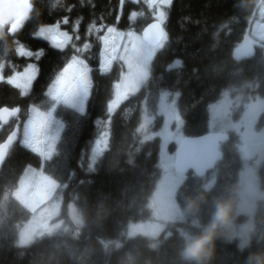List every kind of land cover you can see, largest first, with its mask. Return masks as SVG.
Segmentation results:
<instances>
[{
    "label": "trees",
    "instance_id": "16d2710c",
    "mask_svg": "<svg viewBox=\"0 0 264 264\" xmlns=\"http://www.w3.org/2000/svg\"><path fill=\"white\" fill-rule=\"evenodd\" d=\"M146 2L137 0V14L149 8ZM257 6L250 0H174L165 24L168 42L152 62L148 84L109 116L107 105L124 66L117 60L110 72L99 71L104 52L102 37L109 27L121 33L134 29L142 36V30L154 20L144 25L119 22L120 0H33V10L23 26L14 35L9 34L6 41H0V65H6L5 76L15 69L12 66L27 61L26 56L17 53L20 45L43 50L36 59L41 72L31 93L22 96L7 79L0 81V108L20 107L23 118L17 123L19 140L10 146L0 172V264H197L184 259L182 252L192 238L204 233L218 203L230 202L235 219L238 191L236 184L229 183L241 163H230L225 154L216 164L218 181L212 189L204 188L202 176L187 179L177 195L183 218L169 224L170 236L162 234L156 240L127 237L131 223L150 215V200L161 174L159 139H148L141 130L142 105L146 100L155 114L162 92L179 93L185 135L199 136L210 133V106L225 89L264 97V50L258 48L243 60L234 56ZM57 23L77 37L62 53L34 35L39 28ZM93 25L95 28L89 31ZM84 43L90 44V54L82 57L94 75L86 114L80 116L64 106L55 110L54 115L64 122L61 147L45 162L53 179L59 185L67 184L64 205L75 200L84 223L79 231L72 226L63 233L21 246L19 229L31 213L15 199L14 191L28 166L42 165L41 155L23 145L22 126L30 106H42L44 111L51 108L50 101L38 96L42 91L47 94L53 77L76 54V46L80 49ZM127 45L131 46L130 42ZM176 60L182 64L171 68ZM157 119L161 121V117ZM13 127L0 132V143ZM105 132L110 137L108 149L90 169L91 149ZM193 201L198 204L194 210L190 209ZM258 218V229L245 247L233 238L230 227L222 229L213 241L212 255L203 264H264V211Z\"/></svg>",
    "mask_w": 264,
    "mask_h": 264
},
{
    "label": "rangeland",
    "instance_id": "374dc122",
    "mask_svg": "<svg viewBox=\"0 0 264 264\" xmlns=\"http://www.w3.org/2000/svg\"><path fill=\"white\" fill-rule=\"evenodd\" d=\"M173 1L174 0H172L170 6H166L161 5L160 0H154V2L153 0H147L146 4L149 8L146 11L137 14V20H139L137 24L144 25L151 20L156 21L155 14L159 10H163L167 17L163 24L165 29V24L167 23ZM55 25L56 24L45 25L43 27H51ZM59 26L61 32H66V29L61 27V24H59ZM128 30V32H133L135 35L141 36L134 29ZM117 32L121 33L120 31ZM128 32L123 33V39L114 34L110 37V44L114 40L119 49L116 53L117 56L124 54L123 49L129 42L127 39ZM252 36L260 38L261 40H258L261 43L264 42V7L259 11L258 20L253 26ZM36 38L43 43V40L50 43L48 39ZM167 42L168 40L165 42V46ZM42 45L40 44V47ZM84 45L85 43L79 45L81 46L80 49L76 46V54L73 56L84 59L86 62V59L82 57L87 50L84 49ZM164 47L162 49H164ZM162 49L157 50L147 63L134 62L131 68L128 67L127 64H123L124 70L120 71L119 79L116 80L114 84V94L112 95L113 98L109 104L115 101L116 107L118 108L120 104L139 93L141 89L148 84L152 62ZM26 50L31 51L33 55L27 57L26 62L22 61V63L19 62L18 65L12 66L15 67V69L6 76L7 79L16 73H22L30 64H35L38 68L35 58L38 51L28 48H26ZM78 50L81 52L80 55H78ZM178 61L179 64H176V60L171 65V68L178 67L182 64L180 60ZM89 75L92 89L94 76L92 70ZM55 77L56 75L53 77L51 83L54 81ZM116 85H120L119 89H117ZM33 87L34 85L32 84L29 93L32 92ZM118 91L120 93L119 97H117ZM43 94L44 97L42 101L49 100L45 92H43ZM178 99L179 93H170L167 91L162 92L159 97L158 107L155 114L151 112L148 102L146 100L143 102L141 130H143V133L148 139H159L158 166L161 174L150 200V215L146 220L131 223L126 230L127 237L146 236L155 240L162 234H165V236L168 237L171 235V231L168 229L169 224L180 221L183 218L181 206L177 198L179 189L191 175L198 174L192 172L188 177L186 174L179 173L175 167L177 149L185 138V125L180 115ZM87 103L88 100L86 101V108ZM33 106L44 111L42 106H30L24 124L30 118V110ZM116 109H114V111ZM263 115L264 97H252L251 93L245 92L244 90L238 91L236 89H225L220 98L210 106L209 132L232 133L234 136L233 144L239 149V151L242 147H245V152L248 154L247 159L240 158L241 167L239 169L241 170L242 166L243 169L239 176V191L237 190L239 198L237 199L238 203L235 212V217H238L239 215L245 217L241 218L239 222H232V219L229 226L233 238L238 239L236 237H239L238 244L240 246H245L248 242L246 240V235L242 232L247 231L249 220L252 218V215L257 208V200L264 195V189H260L258 186L259 184L255 183L256 175H258V168L264 163V121L261 122V120H263ZM54 117L64 125V122L60 118L55 115ZM158 117H161L160 122H158ZM24 124L22 126V133ZM63 130L54 146L49 147L47 142L42 143L39 146L41 150L37 152L42 157V165L40 167L28 166L21 176L18 188L14 191L15 199H17L31 213L30 218L19 229L18 242L21 246H29L44 236L63 233L71 229L72 226H76L79 231L83 226V217L76 206L75 200L68 203V206L64 205L67 184L59 185L45 169V162L52 155L57 153V150H59L58 147H61ZM109 138L108 134L104 151L108 149ZM104 151L97 157V159L104 153ZM96 162L91 165L89 163V168H94ZM247 169L248 171L246 172ZM213 173L214 172L211 171L204 177L201 175L204 180L203 184L209 181L208 179L210 176H213ZM204 188L212 189V186H210V184H205ZM261 207H264V204H261ZM239 225L241 226V230L238 229Z\"/></svg>",
    "mask_w": 264,
    "mask_h": 264
},
{
    "label": "snow or ice",
    "instance_id": "6c2138e0",
    "mask_svg": "<svg viewBox=\"0 0 264 264\" xmlns=\"http://www.w3.org/2000/svg\"><path fill=\"white\" fill-rule=\"evenodd\" d=\"M132 2H136V0H132ZM120 3L122 7L124 0H120ZM171 3L172 0H160L161 5L170 6ZM30 8V0H0V20H4L5 17L12 18L8 30L10 33H15L23 26L24 21L28 18ZM136 15L137 14L133 12L130 19H134ZM166 18L165 11L159 10L155 14L156 22L150 24L144 30L142 36H137L133 32H128L127 39L131 46L128 47L125 45L123 49L124 54L119 56L116 55L119 49L114 40L111 42L110 46V37L114 34L123 39L124 34L118 33L114 27H109L107 29V34L102 37L104 52L101 57L99 71L102 73L109 72L113 62L117 60L121 61L122 64H127L130 68L133 66L134 62L147 63L157 50L165 46V42L168 40V35L163 28ZM64 23H67L66 19ZM93 28H95V25L91 26L89 31H92ZM34 35L39 38L48 39L51 46L58 50L65 49L72 40V37L67 32L60 31L59 23L51 27H41ZM87 48L88 45L85 44L84 49L86 50ZM17 53L18 55L26 57H31L33 55V53L26 50L23 45L17 48ZM42 55L43 50H38L36 59L39 60ZM176 64H179L178 60ZM0 70H2V66H0ZM38 71L39 69L35 64H30L22 73L12 75L6 82L14 88L19 89L20 95L26 96L31 89L33 81L36 79ZM90 72L91 69L84 59L77 56L72 57L71 61L67 63L63 70L56 75L54 81L47 90L46 95L52 105L51 108L48 111H42L35 106L31 108V116L24 124L23 128L21 138L23 145L35 151H40L41 149L39 146L45 142L49 144V147L55 145L64 128V125L54 117V112L58 106L67 107L80 116L86 114V101L90 97L91 90ZM3 80L4 77L0 74V81ZM116 87L119 89L120 85H116ZM119 95L120 93L118 91L117 97H119ZM115 107V101L107 105L109 116L113 113ZM19 111V108H0V128H3L10 118L16 117ZM18 131L19 126L17 125L16 129L8 135L6 139L7 143L3 145L4 149L16 139ZM107 136L108 133L105 132L95 141L89 157L90 165L94 164L97 157L105 150Z\"/></svg>",
    "mask_w": 264,
    "mask_h": 264
},
{
    "label": "water",
    "instance_id": "95a60500",
    "mask_svg": "<svg viewBox=\"0 0 264 264\" xmlns=\"http://www.w3.org/2000/svg\"><path fill=\"white\" fill-rule=\"evenodd\" d=\"M259 7L260 6H258V8L255 10L249 27L245 33L243 43L234 51V56L237 59L243 60L248 56L254 55L256 53L257 48L264 49V43H259L255 41L251 36L252 27ZM149 25H147L142 30V35L144 30ZM10 34L14 35L15 33ZM16 108L20 109L19 113L16 117L10 118L8 123L5 124L3 128H0V132H2V130L12 121V119H15L21 115V108ZM16 127L14 128V130L16 129ZM19 132L20 130L17 132L16 139L11 144H8V147L6 149L3 148V145L7 143V138L2 143H0V172L8 158L10 146L15 144L19 140ZM228 137V134L219 132L207 133L199 136H186L177 150V158L175 163L176 170L181 174H186L190 171H193L196 172L198 175L205 174L206 172L212 170L215 167L216 163L223 156V153L220 150V146L223 141H226L228 139ZM241 151H245V148L242 147Z\"/></svg>",
    "mask_w": 264,
    "mask_h": 264
},
{
    "label": "flooded vegetation",
    "instance_id": "af4514ba",
    "mask_svg": "<svg viewBox=\"0 0 264 264\" xmlns=\"http://www.w3.org/2000/svg\"><path fill=\"white\" fill-rule=\"evenodd\" d=\"M133 12H135L136 14H137V0H136V2H132V0H124V3H123V6L121 7V9H120V16H119V22H126V23H128V25H130V24H133V25H135L136 23H137V15H136V17L134 18V19H130V16H131V14L133 13ZM66 32H69V30H65ZM71 37H72V40H76V34H74V33H72L71 31L68 33ZM71 40V42L70 43H72L73 41ZM69 43V44H70ZM69 44H68V46H69ZM85 44H87V45H89L90 46V44H88V43H85ZM68 46L65 48V49H63V50H58L60 53H62V51H65V50H67L68 49ZM88 46V47H89ZM258 49V48H257ZM256 49V50H257ZM262 49V48H261ZM264 50V49H263ZM86 54H87V56L90 54L89 53V49L87 48V50H86V52H85ZM67 65V64H66ZM65 65V66H66ZM0 66H2V70H0V74H2L3 75V77H4V79H7L6 78V76H5V68H6V65L5 64H1ZM64 66V67H65ZM38 69H39V71H38V74H37V76H36V79L33 81V85L36 83V81L38 80V78H39V76H40V67H38ZM63 70V69H62ZM119 79V78H118ZM35 87V86H34ZM34 87H33V90H34ZM32 90V91H33ZM35 91H36V89H35ZM43 92L44 91H42V93H41V95H39L38 96V98H40V99H43V97H44V94H43ZM43 101H45V100H43ZM47 102H49V100H47ZM59 107V106H58ZM57 107V108H58ZM56 108V109H57ZM23 118H22V115H20L19 117H17V118H15V119H12V121L5 127V128H7V127H10V126H14L13 127V129L16 127V125H17V123L18 122H20L21 120H22ZM3 131V130H2ZM9 135V134H8ZM8 135H7V137H8ZM228 135H229V137H228V139L226 140V141H223L222 143H221V146H220V149H221V151H222V153H223V156H222V158L220 159V160H222L223 158H224V156H225V154L227 155V160H229V162L230 163H234V164H236V166H237V163L240 161V158L242 157L243 159H247L248 158V154L245 152V151H239V149L233 144V140H234V136H233V134H229L228 133ZM6 137V138H7ZM5 138V139H6ZM245 148V147H244ZM229 157V158H228ZM219 160V161H220ZM218 161V162H219ZM217 162V163H218ZM216 163V164H217ZM241 163V162H240ZM263 165H264V163H263ZM263 165L261 166V167H259L258 168V175H256V181H255V183L256 184H259L258 186L260 187V189L262 188V189H264V181H263V178H264V168H263ZM237 168V167H236ZM216 169V165H215V167L212 169V170H210V171H208V172H206L205 174H202L203 175V177L204 176H207V174L209 173V172H211V171H213L214 172V170ZM243 169V166H242V168H241V170ZM241 170L239 169L238 171H236L235 173H234V175H233V178H232V180L230 181V183L229 184H236V187H237V190L239 191V184H240V180H239V176H240V172H241ZM248 171V169L246 170V172ZM193 171H190V172H188V173H186V175L189 177V175H190V173H192ZM195 173V172H194ZM199 176H201V175H199ZM248 176V175H247ZM209 181L208 182H206L205 184H210V186H212V187H214L215 186V184H217V181H218V177H217V175H216V173H213V176H210L209 177V179H208ZM257 187V186H256ZM256 194H257V190H256ZM239 197H238V194H237V199H238ZM237 203H238V200L236 201V206H237ZM261 204H264V195L261 197V198H259L258 200H257V208H256V210H255V212L253 213V215H252V218H250V217H248V218H250V220H249V224H248V228H247V231H244V232H242L243 234H245L246 235V240L248 241L247 243H246V245L250 242V240H251V238H252V236L255 234V232L257 231V229H258V222H259V219L260 218H258V215H259V213L261 212V211H264V207H261ZM235 212H236V210H235ZM245 216H243V215H239L238 217H235V214H234V218L235 219H237V220H240L241 218H244ZM235 219H233V221L232 222H234V220ZM241 226L239 225L238 226V229L239 230H241V228H240ZM236 237V236H235ZM236 238H238L239 239V237H236ZM245 245V246H246ZM245 246H241V247H245Z\"/></svg>",
    "mask_w": 264,
    "mask_h": 264
},
{
    "label": "clouds",
    "instance_id": "9594fccd",
    "mask_svg": "<svg viewBox=\"0 0 264 264\" xmlns=\"http://www.w3.org/2000/svg\"><path fill=\"white\" fill-rule=\"evenodd\" d=\"M250 2L264 7V0H250ZM30 5L29 15L33 10V0H30ZM11 19L12 18L5 17L4 20H0V41H6L7 36L10 34L9 30L6 32L5 29L11 22ZM196 207H198V204L196 201H193L190 205V209L194 210ZM232 212L233 208L230 202L218 203L212 222L202 235L192 238L190 242L187 243V246L182 252L183 258L189 261H195L197 264H203V262L212 255L213 241L217 234L222 229H226L230 226Z\"/></svg>",
    "mask_w": 264,
    "mask_h": 264
}]
</instances>
